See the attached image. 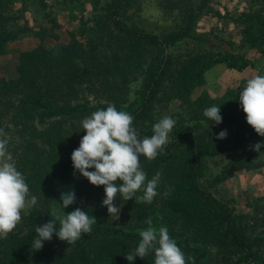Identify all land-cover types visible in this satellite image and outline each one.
Returning <instances> with one entry per match:
<instances>
[{"label":"trees","instance_id":"16d2710c","mask_svg":"<svg viewBox=\"0 0 264 264\" xmlns=\"http://www.w3.org/2000/svg\"><path fill=\"white\" fill-rule=\"evenodd\" d=\"M132 1L110 0L102 7L98 23L109 24L103 49L100 44L87 48L73 38L56 54L39 49L22 51L16 76L0 77V129L8 138V151L25 177L30 196L37 197V203L21 213L20 223L8 238L0 239V264H130L125 256L138 246L139 233L115 227L107 216L106 206H102L105 198H100L102 190L74 172L71 153L85 134L81 122L93 112L114 104L117 110L132 115L133 126L141 138L150 137L153 125L160 120L152 116V110L166 80L175 89V97H186L205 82L204 71L210 64L209 59H202L208 56L191 55L179 66H173L167 48L190 37L189 22L181 29L160 34L142 31L124 20ZM206 1H200L199 10ZM8 7V0H0V54L14 35L6 14ZM252 16L258 19V26L250 32V38L264 42V15ZM142 55L147 57L141 61L146 67L137 105H124L115 99L94 104L75 99L83 86L92 92L94 79L114 82L116 77L127 74L124 68L130 67L128 62L132 65L130 59ZM250 64L242 56L227 63L238 70ZM240 92L238 87L227 88L218 98L203 92L193 104L203 113L222 102L220 115L228 113L229 120L238 125L245 119L239 104ZM198 129L195 124L175 125L169 142L156 159L148 162L140 158L147 178L151 179L158 171L164 175L160 203L178 223V232H169L170 238L186 257L194 258V264L211 258L210 247L220 258L210 259L212 262L208 264H264V235L256 236L252 226L241 224L238 213L200 182L203 157L216 154L217 150L205 143V136ZM69 136L75 139L69 141ZM247 143H260L264 147V137L249 127L234 140V148L243 149ZM252 166L248 164L246 168ZM72 191L75 202L62 210L61 194ZM140 193L143 190L136 195ZM76 208L96 218L91 233L82 234L74 244L60 241L54 234L50 241L43 242L42 249L34 251L31 245L36 237L35 228ZM149 257V254L144 259L137 256L131 264H154Z\"/></svg>","mask_w":264,"mask_h":264},{"label":"rangeland","instance_id":"374dc122","mask_svg":"<svg viewBox=\"0 0 264 264\" xmlns=\"http://www.w3.org/2000/svg\"><path fill=\"white\" fill-rule=\"evenodd\" d=\"M109 1L8 0L6 14L14 35L5 43L0 54V77L16 76V65L22 51L39 49L56 54L73 38L87 48L99 44L101 48L105 45L109 24L98 22L103 13L102 7ZM200 1L133 0L124 20L142 31L155 34L181 29L189 22L190 37L178 41L167 51L173 58V66H179L191 55L208 56L202 58L209 59L210 63L204 71L205 82L188 96L177 98L172 84L166 80L152 116L160 119L169 116L176 121L175 125H197L205 136V143L217 150L216 154L203 157L200 182L215 198L238 213L241 224L252 226L256 236L264 235V147L257 152L252 150L255 144L247 143L245 148L235 149L234 140L241 136V131L251 127L246 118L235 125L229 120L228 113H224L221 115L222 122L215 124L206 121L203 113L193 104L203 92L218 98L227 88L238 87L242 91L247 79L257 74L264 75V51H261L264 42L250 38V32L258 26V19L252 18V15H264V0H207L199 10ZM239 56L245 57L251 64L240 70L228 67V61ZM143 57L147 56L131 58L132 65L128 62L130 67L124 68L128 70L127 74L116 77L114 82H107L104 78L94 79L92 92L83 86L84 90L80 89L75 99L91 104L115 99L124 105H137L143 91L142 72L146 67L141 62ZM69 98L72 100L74 96ZM222 105L221 102L219 106ZM221 131H226L227 135L224 139H217ZM74 139L68 137L69 141ZM248 164L253 166L246 168ZM163 177L156 189L158 195L151 204L137 203L135 199L124 201L118 194L114 200V204L120 207L118 218L109 215L106 208L111 223L123 231L139 233L149 227L145 221L150 218L152 227L165 226L169 232H178L176 219L160 203L164 193ZM97 189L102 190L100 198L105 197L104 187L98 186ZM209 249L211 258L205 257L201 264L219 260L215 250L212 247ZM149 255L150 260L154 259V253Z\"/></svg>","mask_w":264,"mask_h":264},{"label":"clouds","instance_id":"9594fccd","mask_svg":"<svg viewBox=\"0 0 264 264\" xmlns=\"http://www.w3.org/2000/svg\"><path fill=\"white\" fill-rule=\"evenodd\" d=\"M239 104L245 114L246 123L255 133L264 137V75L257 74L247 79L239 93ZM208 121L222 122L220 107L213 105L203 112ZM176 121L164 116L153 125V134L141 138L133 126V117L126 111L117 110L114 104L93 112L81 122L84 135L79 146L71 153L74 172L86 178L93 186H103L108 214L119 216L120 207L114 204L119 194L124 201L135 199L137 203L151 204L158 195L156 189L160 183L158 171L147 178L142 169L140 158L151 162L169 142V133ZM226 131H221L217 139H224ZM0 239H7L21 221V213L31 209L37 203V197L29 193V186L23 174L17 170L13 156L8 151V138L0 129ZM262 144H255L253 151H259ZM89 169H94L89 171ZM119 182V183H118ZM143 190L142 195H136ZM167 195V193H165ZM60 207L63 210L75 202V193H62ZM58 222V226H57ZM96 218L80 208L56 216L42 226L35 228L36 237L31 247L34 251L43 247L44 241L55 236L67 244H74L82 234L92 231ZM149 227L139 232L140 240L135 250L126 254L131 262L135 257L144 259L150 252L154 253V264H194L193 257L185 253L170 238L167 227H152L151 219L145 221Z\"/></svg>","mask_w":264,"mask_h":264}]
</instances>
